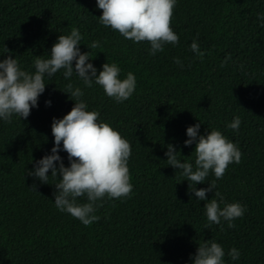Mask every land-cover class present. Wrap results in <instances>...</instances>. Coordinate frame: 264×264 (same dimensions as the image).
I'll return each instance as SVG.
<instances>
[{"label":"trees","instance_id":"16d2710c","mask_svg":"<svg viewBox=\"0 0 264 264\" xmlns=\"http://www.w3.org/2000/svg\"><path fill=\"white\" fill-rule=\"evenodd\" d=\"M101 15L96 0H0V61L11 55L21 70L34 72V59L50 58L58 36L78 28L80 52L90 53L97 75L103 64L115 63L121 80L129 72L136 77V89L123 103L95 83L85 88L75 73L70 78L84 92L87 110L99 112V122L132 148L130 198L98 201L102 206L94 214L100 219L87 227L55 207L59 176H49L48 184L27 176L51 154L53 119L74 106L63 93L69 82L63 70L45 78L27 119H0V264H194L197 246L207 240L221 245L224 264H264V20L258 19L264 0H177L171 27L179 42L155 55L148 42L101 25ZM194 39L203 57L190 50ZM93 41L100 46L88 49ZM237 116L241 124L234 131L227 125ZM197 123L198 136L218 130L242 153L241 162L216 181L221 209L231 203L246 208L234 228L207 221L204 205L215 189L198 201L186 178L166 162L171 144L181 162L194 166L195 144L185 147L184 141L186 129ZM58 154L68 167L67 153ZM214 179L210 172L196 190ZM232 248L240 252L238 260L228 256Z\"/></svg>","mask_w":264,"mask_h":264},{"label":"clouds","instance_id":"9594fccd","mask_svg":"<svg viewBox=\"0 0 264 264\" xmlns=\"http://www.w3.org/2000/svg\"><path fill=\"white\" fill-rule=\"evenodd\" d=\"M176 3L177 0H96L97 8L102 11L98 19L100 24L118 32L127 40L148 42L150 55L163 52L167 44H178L179 37L171 27ZM258 19L264 20V16H258ZM82 39L78 28H73L69 35H59L51 48L50 58L34 59V72L21 70L17 59L11 55L0 61V119L7 123H11L14 115L27 119L31 110L37 107L39 96L45 91V78H51L63 70L64 80L69 81L63 93L75 101L74 106L62 119H53L51 133L54 146L51 154L36 161L34 169L27 176L38 179L42 184H48L49 176L55 179L59 176V182L54 185L55 207L87 227L100 219L94 214L102 206L98 201L106 197L130 198L133 186L128 161L132 148L108 123L99 122V112L87 110V104L81 99L84 92L80 87H74L70 78L75 73L85 88H91L95 83L107 97L116 103H123L134 93L136 77L129 72L121 80V69L115 63L103 64L102 71L97 75L95 67L88 62L90 53L80 52ZM99 46V41H93L88 49ZM190 50L198 57L205 55L195 39ZM228 58H225V62ZM174 63L184 67L179 59H174ZM45 104L50 106L51 101ZM240 124V117L237 116L227 127L238 131ZM200 125L197 123L188 127V139L184 141L185 147L195 144L194 166L189 162H181L178 159L180 152L171 144L166 146L164 153L166 162L186 178L188 187L192 188L191 193L198 201H205L206 193L215 189L213 199L204 205L207 221L209 224L220 225L223 220L231 229L235 227L233 221L241 218L246 208L239 203H231L221 209L218 201H223L224 197L216 191V181L223 178L230 164L241 162L242 153L218 130L206 136H198ZM60 151L67 153L68 167L64 166L58 154ZM210 172L215 179L208 183L207 188L196 190L195 185L205 183ZM36 187L32 185L29 188L39 194ZM82 197H86L87 202L77 203V198ZM224 256L220 244L207 240L197 246L193 261L194 264H224ZM228 256L235 261L239 259L240 252L232 248Z\"/></svg>","mask_w":264,"mask_h":264}]
</instances>
